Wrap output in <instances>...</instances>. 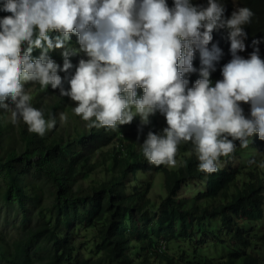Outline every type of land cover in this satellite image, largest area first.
<instances>
[{
  "label": "trees",
  "instance_id": "1",
  "mask_svg": "<svg viewBox=\"0 0 264 264\" xmlns=\"http://www.w3.org/2000/svg\"><path fill=\"white\" fill-rule=\"evenodd\" d=\"M167 3L173 6V0ZM238 3L254 13L244 29L245 52L258 48L264 59V0ZM7 15L0 11V18ZM212 35L208 49L221 51L213 62L214 83L232 57L229 33L219 29ZM70 36L69 46L78 49L77 36ZM62 51L49 53L61 67ZM32 55L38 57L40 50ZM81 58H86L83 53L70 56L72 72L59 75L74 74ZM193 66L196 71L186 75L188 87L200 78L199 52ZM25 89L32 106L42 109L46 119L56 117L57 123L41 137L0 110V198L21 212L16 237L0 231V264H264L256 252L264 243L263 225L256 223L264 218V141L258 136L250 138L247 148L237 142L234 153L221 157V167L212 174L199 170L192 145L183 142L176 167L155 166L140 145L148 131L160 133L167 126L159 112L142 132L138 116L113 129L89 127L73 114L74 105L59 89L39 83ZM249 111L247 104L244 112ZM61 113L67 123H60ZM109 143L111 149L105 150ZM99 164L109 175L86 181ZM157 174L162 175L163 193L154 204L149 192ZM81 228L90 229L94 238L85 254L74 241V231Z\"/></svg>",
  "mask_w": 264,
  "mask_h": 264
},
{
  "label": "clouds",
  "instance_id": "2",
  "mask_svg": "<svg viewBox=\"0 0 264 264\" xmlns=\"http://www.w3.org/2000/svg\"><path fill=\"white\" fill-rule=\"evenodd\" d=\"M195 1L199 5L173 0L169 7L167 0H4L0 11L10 15L0 18V110L29 132L46 135L56 117L46 119L25 89L39 83L59 89L89 127L113 129L138 116L142 132L159 112L167 126L148 131L140 145L145 159L176 167L178 146L190 143L199 170L215 173L237 142L247 148L254 136L264 141V59L258 48L248 58L238 54L246 49L250 8L238 0ZM219 29L229 33L232 58L213 83L221 51L208 45ZM70 34L78 49L69 46ZM57 49H63L62 67L49 55ZM197 52L200 78L188 87ZM79 53L86 58L74 74L59 75L73 68L69 57ZM242 104L250 106L247 115ZM59 118L66 119L63 113Z\"/></svg>",
  "mask_w": 264,
  "mask_h": 264
},
{
  "label": "rangeland",
  "instance_id": "3",
  "mask_svg": "<svg viewBox=\"0 0 264 264\" xmlns=\"http://www.w3.org/2000/svg\"><path fill=\"white\" fill-rule=\"evenodd\" d=\"M238 54L245 57V58H248V56H249L247 54V52H245V51L240 52ZM78 61H79V59L77 60V63H78ZM59 62H61V61H59ZM72 70H73L72 68L69 69L68 73H71ZM26 86H27V84L25 85V88H26ZM70 102L73 104V102L71 100H70ZM242 107H243V109H245L246 104H242ZM7 114L9 116L11 115L10 112H7ZM73 114H74V112H73ZM64 116H65V114H64ZM60 123H67V120L65 119L64 121H60ZM124 130L126 131L127 128H125ZM135 142L137 143V141H135ZM103 148L105 150L111 149V144L109 143V144L103 146ZM97 157H102V156H97ZM96 167L97 168L95 169L94 173H91V174L85 176L86 181L90 182L92 180L103 179L107 175H109L107 172L104 171L103 165L99 164ZM154 180H155L154 183H156V185H154L152 190L149 192V197L151 198L152 203L156 204L158 199H159L158 195L163 193V191H162L163 188H161V185L159 184L160 181L162 180V175L157 174L154 177ZM20 213H21L20 210L15 209L14 205H10V204L4 202L0 198V231H2L8 238H14L20 233V228H19L20 221H21L20 220ZM30 217H31L32 222H34L36 219V212L34 211V209H33L32 213L30 214ZM256 223L260 227L263 225V228H264V218H262L261 220H258ZM93 239L94 238L92 237V232L90 229L81 228L79 230L76 229L74 231V241L76 242V245L78 247L82 248V252L84 254L86 252H88V247L93 242ZM261 245L263 246V249L256 251V252H259V255L264 258V243L261 242Z\"/></svg>",
  "mask_w": 264,
  "mask_h": 264
},
{
  "label": "bare ground",
  "instance_id": "4",
  "mask_svg": "<svg viewBox=\"0 0 264 264\" xmlns=\"http://www.w3.org/2000/svg\"><path fill=\"white\" fill-rule=\"evenodd\" d=\"M197 3V2H196ZM264 17V16H263ZM262 19V18H261ZM262 21V20H261ZM264 24V23H263ZM217 32V31H216ZM214 33V32H213ZM213 37H214V35H213ZM218 225V224H217ZM219 226V225H218ZM217 228V227H216Z\"/></svg>",
  "mask_w": 264,
  "mask_h": 264
}]
</instances>
